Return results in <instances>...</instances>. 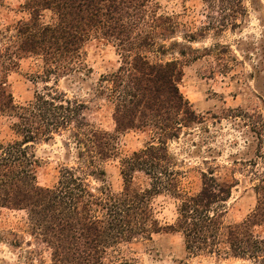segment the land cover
Masks as SVG:
<instances>
[{"label":"trees","instance_id":"obj_1","mask_svg":"<svg viewBox=\"0 0 264 264\" xmlns=\"http://www.w3.org/2000/svg\"><path fill=\"white\" fill-rule=\"evenodd\" d=\"M223 3L222 13H231L220 27L238 28L247 14L243 0ZM22 8L28 18L0 30V116L15 119L14 139L0 143V208L27 213L32 234L52 250L48 264H129L133 245L162 233L180 234L188 258L224 253L264 264V238L255 234L264 226V180L253 188L256 208L241 222L230 218L235 180L209 170L199 192L181 190L182 173L168 143L199 118L179 88L182 62L160 58L173 45L166 44L176 31L173 18L160 14L154 0H26ZM46 12L51 22L44 21ZM93 39L114 43L121 58L118 70L101 78L110 88L97 89L115 105L113 132L96 129L86 102L59 89L63 80L90 78L85 46ZM28 57L43 61L45 87L19 107L8 76ZM137 130L150 131L151 138L121 159L123 188L115 192L103 165L117 158L120 136ZM59 136H66L74 164L61 169L55 186H40L34 146ZM137 173L149 180L146 188L135 182ZM164 194L179 203L173 224L158 218L155 200Z\"/></svg>","mask_w":264,"mask_h":264},{"label":"rangeland","instance_id":"obj_2","mask_svg":"<svg viewBox=\"0 0 264 264\" xmlns=\"http://www.w3.org/2000/svg\"><path fill=\"white\" fill-rule=\"evenodd\" d=\"M26 0H0V30L12 28L17 21L28 18L22 11ZM159 13L171 16L176 26L164 60H180L183 78L181 92L199 118L182 129L176 140L168 143L181 171V190L195 194L202 188V174L214 170L215 175L237 186L229 201L231 220L243 221L256 208L254 186L264 180V0H243L246 16L239 17L236 29L221 28L226 14L221 9L224 0H154ZM228 17V16H227ZM229 18V17H228ZM45 22L52 21L46 12ZM195 34L197 41L186 36ZM179 45H174V44ZM86 63L90 78L84 82L61 81L59 89L71 99L87 104L86 115L91 124L104 131L116 128L115 105L97 92L103 76L118 70L121 58L114 43L93 39L86 46ZM185 55L182 56L180 53ZM154 60L156 56H151ZM43 61L22 58L10 72L8 84L16 106L29 103L37 91H43ZM15 119L0 116V143L14 139L11 126ZM63 137L51 143H39L34 152L39 160L37 180L40 186L53 187L60 171L73 166L63 144ZM150 131H130L120 136L118 155L103 165L105 181L115 192L123 188L121 159L145 147ZM135 182L146 188L149 180L142 173ZM100 186V182L92 181ZM178 201L169 194L156 198L155 207L163 224H173L178 215ZM255 234L264 238V226ZM129 264H259L227 256L224 253H204L188 258L180 234L162 233L152 241L132 246L127 254ZM52 250L32 234L25 211L0 208V264H48Z\"/></svg>","mask_w":264,"mask_h":264}]
</instances>
